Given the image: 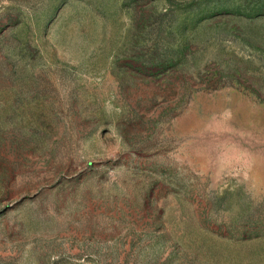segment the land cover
Masks as SVG:
<instances>
[{
  "label": "rangeland",
  "instance_id": "1",
  "mask_svg": "<svg viewBox=\"0 0 264 264\" xmlns=\"http://www.w3.org/2000/svg\"><path fill=\"white\" fill-rule=\"evenodd\" d=\"M0 264H264V0H0Z\"/></svg>",
  "mask_w": 264,
  "mask_h": 264
}]
</instances>
